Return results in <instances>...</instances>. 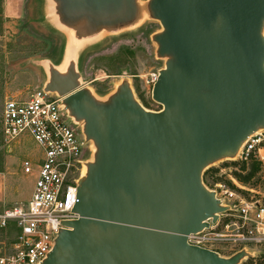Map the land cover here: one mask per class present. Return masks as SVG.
Returning a JSON list of instances; mask_svg holds the SVG:
<instances>
[{
    "label": "water",
    "instance_id": "95a60500",
    "mask_svg": "<svg viewBox=\"0 0 264 264\" xmlns=\"http://www.w3.org/2000/svg\"><path fill=\"white\" fill-rule=\"evenodd\" d=\"M60 21L96 27L128 22L135 0H54ZM65 14L66 19L62 16ZM169 59L152 88L162 106L149 112L122 87L99 104L76 90L75 76H55L57 93L94 162L78 180L79 218L64 222L42 264H238L189 245L187 236L226 212L202 182L214 161L235 156L264 127V0H151Z\"/></svg>",
    "mask_w": 264,
    "mask_h": 264
},
{
    "label": "rangeland",
    "instance_id": "374dc122",
    "mask_svg": "<svg viewBox=\"0 0 264 264\" xmlns=\"http://www.w3.org/2000/svg\"><path fill=\"white\" fill-rule=\"evenodd\" d=\"M150 1L135 0L136 13L128 22L93 27L85 21L72 26L62 23L54 0H0V209L5 206L3 198L7 208L28 201L35 172L25 174L22 163L30 160L35 170L42 154L27 136L20 137L17 144L4 141L1 113L7 97L23 98L28 92L44 89L55 74L70 73L75 76L76 90L86 91L99 104L109 103L127 87L144 110L162 109L152 99V78L169 58L158 54L155 37L163 28L151 16ZM77 126L83 128V123ZM259 132L264 136V127ZM89 145L77 173L79 180L82 169L94 162L96 147L92 142ZM3 181L6 190H11L7 194H1ZM202 182L227 208L216 224L204 230L223 238L210 240L206 248L224 258L242 253L238 264H264V234L256 229V213L249 212L243 227L239 218L244 205L264 207V162L242 161L238 152L209 164L202 172ZM251 229L257 230L254 237L247 235ZM237 235L244 236L232 238Z\"/></svg>",
    "mask_w": 264,
    "mask_h": 264
},
{
    "label": "built area",
    "instance_id": "2783aa9c",
    "mask_svg": "<svg viewBox=\"0 0 264 264\" xmlns=\"http://www.w3.org/2000/svg\"><path fill=\"white\" fill-rule=\"evenodd\" d=\"M261 34L264 39V23ZM157 78L158 74L152 78V84ZM77 124L63 99L44 89L28 92L23 98L5 99L1 113L4 141L12 144L27 136L42 154L35 170L30 160L22 163L25 174L35 172L28 201L0 213V264H42L54 248L59 232L67 229L63 223L79 218L73 212L77 203V173L90 142ZM263 143L262 133L252 134L242 144L239 159L254 158L263 163ZM250 206L239 209L242 227L248 223V214L253 210L259 219L256 229L264 234V207ZM256 229L247 230V235L254 237ZM204 232L187 236V243L206 248L207 242L224 236ZM243 236L232 238L240 240Z\"/></svg>",
    "mask_w": 264,
    "mask_h": 264
},
{
    "label": "crops",
    "instance_id": "0c3cea01",
    "mask_svg": "<svg viewBox=\"0 0 264 264\" xmlns=\"http://www.w3.org/2000/svg\"><path fill=\"white\" fill-rule=\"evenodd\" d=\"M0 175H2L1 173H0ZM3 183V186L1 185V187H2V189H1V194H7L9 191H11L10 189L9 190H6V185H4V184H6V182H2ZM32 191V190H31ZM3 198V197H2ZM5 199L3 198V203H5V206L3 205V207L0 209V213L1 212H3L5 209H8L7 207H8V205L6 204L7 202H5L4 201ZM1 201V200H0ZM17 204V203H16Z\"/></svg>",
    "mask_w": 264,
    "mask_h": 264
},
{
    "label": "bare ground",
    "instance_id": "6f19581e",
    "mask_svg": "<svg viewBox=\"0 0 264 264\" xmlns=\"http://www.w3.org/2000/svg\"><path fill=\"white\" fill-rule=\"evenodd\" d=\"M58 1L60 2V0H58ZM61 12H62V16L64 17V19H66L65 14L63 13L62 10H61ZM71 34H72V33H71ZM71 36L75 37L73 34H72ZM74 39H76V38H74ZM68 54H69V50H68ZM259 131H260V129H258L257 132H259ZM86 175H87V169H86V168H83V169H82V176H81V179L84 180L85 177H86Z\"/></svg>",
    "mask_w": 264,
    "mask_h": 264
}]
</instances>
